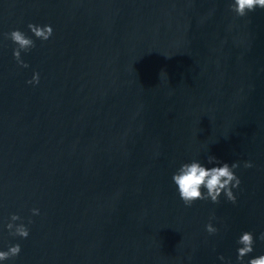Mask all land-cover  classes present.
Masks as SVG:
<instances>
[{"label": "water", "instance_id": "water-1", "mask_svg": "<svg viewBox=\"0 0 264 264\" xmlns=\"http://www.w3.org/2000/svg\"><path fill=\"white\" fill-rule=\"evenodd\" d=\"M29 22L54 33L23 67L3 33ZM208 155L240 161L235 204L180 199L172 173ZM243 230L264 232V9L0 0V244L22 245L6 264H224Z\"/></svg>", "mask_w": 264, "mask_h": 264}, {"label": "clouds", "instance_id": "clouds-1", "mask_svg": "<svg viewBox=\"0 0 264 264\" xmlns=\"http://www.w3.org/2000/svg\"><path fill=\"white\" fill-rule=\"evenodd\" d=\"M230 9L239 17H244L249 12L257 8L264 9V0H228ZM28 29L33 35H29L25 30L15 27L10 31L3 33L4 38L10 39L15 47L13 56L17 63L23 67H28V62L23 59L22 53L31 51L36 45V40H48L54 33V27L51 23L38 24L29 22ZM40 73L34 71L31 78L27 81L29 84H39ZM251 163H245V167H250ZM240 167V161L232 162L221 160L215 155H208L205 160L192 158L182 162L172 173V183L180 199L185 205L191 206L198 200H210L213 203H220L224 197L235 204L238 200L237 189L242 184V179L236 169ZM33 215L40 214V208L31 209ZM23 217L19 212H13L8 219L6 227L8 234L13 237L28 238L31 232L29 223L23 222ZM17 221H20L17 223ZM210 234L219 232V228L211 221L205 226ZM264 240V232L259 234L252 230H243L237 237L236 258H225L223 254L219 260L224 264H264V252L252 255L256 252L257 240ZM22 252V245L19 242H9L7 246L0 244V264H6L7 261L18 257Z\"/></svg>", "mask_w": 264, "mask_h": 264}]
</instances>
